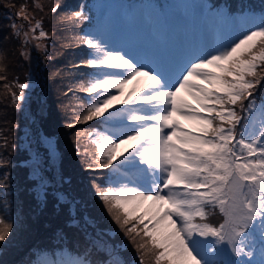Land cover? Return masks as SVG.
<instances>
[{"label": "snow or ice", "instance_id": "obj_1", "mask_svg": "<svg viewBox=\"0 0 264 264\" xmlns=\"http://www.w3.org/2000/svg\"><path fill=\"white\" fill-rule=\"evenodd\" d=\"M17 16L29 21L25 37L39 29L33 38H47L26 4ZM73 17L87 19L83 11ZM79 39L90 50L83 66L96 72L81 84L91 99L77 122L119 118L117 125L87 134L98 153L88 166L117 175L108 188H94L110 218L136 245L139 264L144 256L152 264H255V241L264 256V103H257L264 83V18L231 44L186 61L114 48L96 33ZM132 84L137 86L127 90ZM17 87L14 101L25 100L30 85ZM117 104L127 107L110 112ZM82 219L83 225L75 218L71 223L92 227ZM14 227L0 218V245ZM110 264L127 262L113 256Z\"/></svg>", "mask_w": 264, "mask_h": 264}, {"label": "rangeland", "instance_id": "obj_2", "mask_svg": "<svg viewBox=\"0 0 264 264\" xmlns=\"http://www.w3.org/2000/svg\"><path fill=\"white\" fill-rule=\"evenodd\" d=\"M15 1V5L0 4V16L5 15L0 19V57H2L0 65L4 68V71L0 72V77H4L0 78V161L3 162L0 166V218L14 222L15 225L9 241L0 245V264H10L4 260V251L9 261H14L15 255L28 251L30 242H33L31 237L28 236L24 243L25 238L17 236V232L27 229L26 225L24 227V217L28 216L32 221H39L43 211L51 219L54 218L52 215L55 217L60 215L71 225L73 218L79 220L81 225L84 217L92 223V227H80L87 235L88 244H85L82 237H78L80 244L84 246L75 249L78 252L74 257L77 262L110 264L115 256L127 264H139L141 257L133 251L135 245L110 218L102 202L97 198L94 188V185H99L102 189L108 188L118 178L117 175L109 169L100 168L97 164H93L92 168L88 166L92 163L93 154L98 155V153L87 134L95 133L93 128L105 130L115 125L105 123L104 117L97 119L99 121L94 125L96 119L87 123L77 122V115L86 112L85 109L91 99L82 90L81 84H87L96 70L87 66H82L78 70L72 68L74 64L86 60L83 57L88 50L84 48L79 50L77 48L79 45L81 47L85 45L80 39L75 44L71 34L64 32L68 23L75 19L74 17L69 19L72 14L66 9L67 3L72 0L45 1L44 4L50 6V17L45 22L41 20L43 30L48 34L47 38L42 39L33 38L38 37L39 29L29 33L28 37L23 35L28 31L30 24L28 20L17 16V12L21 5H27L29 1ZM143 3L145 2L141 0L133 6L128 16L130 19L126 20L125 25L119 22L117 30L113 32L109 30L113 27L114 17H111L105 19L97 29L92 26L89 32L99 34L114 48L125 47L131 51L159 57L164 61H186L202 50L210 51L218 45L231 44L243 32L259 25L264 18V0H165L164 16L170 22L167 25L161 21L163 15L156 10L154 4L147 6ZM213 3H218V7L208 10ZM56 5H59V8L53 12L51 9ZM106 5L108 4L105 3L104 6ZM109 7L114 11L113 4H109ZM208 11L220 17L221 27L212 29L208 25L200 24L201 13L206 14ZM28 14L32 16L30 7ZM35 20L40 19L35 18ZM35 20L31 23L34 24ZM158 22L160 25L156 33L160 36L169 33L170 44L166 49L156 37L143 33L147 31L146 24L153 28ZM13 25H16V28ZM17 31L20 35L16 34ZM58 41L59 45H56ZM30 52L40 53L36 57L33 55L36 67L33 70L31 69L33 58L30 57ZM55 54L59 55L52 57L51 60L54 67L59 68V84L62 85L66 96H63V92L59 93V102L55 100V104H51L49 101L51 87L40 89L42 84L37 71L41 69L42 73L52 68L49 59ZM43 61L48 62V65L44 63L41 65ZM18 83L30 85L25 90L26 99L23 101L13 99L12 94H19L21 91L17 87ZM136 86L129 85L127 90ZM37 91L38 94H43L40 100L35 94ZM62 99H67V102L63 103ZM244 103L247 104V101ZM257 103H264V83L259 86ZM17 105L20 107L18 108ZM125 107L127 106L117 104L115 108ZM55 108L59 110L57 123L59 135L57 133L49 135L43 130L42 123L47 124L50 113ZM112 109L109 111L111 112ZM237 111H239L238 106ZM245 115L247 114L241 112V117ZM105 116H108V113H105ZM115 123L118 124L119 120ZM180 123L186 128L185 130H193L188 122L180 120ZM79 124L85 126L80 127ZM90 124L91 126L86 127ZM32 125H36V132ZM70 125L78 127L71 130ZM7 134L13 139L12 142L6 141L3 137ZM76 137L82 140L79 142ZM59 190L63 192L64 201L70 209L69 213V209L65 207L60 210L59 207L54 208V202L51 200L43 209L42 203L45 201L41 202V199L52 198L59 194ZM214 219L220 218L217 216ZM68 231L71 235L72 231L69 228ZM254 243L255 247L252 250L255 264H264V256H260V243L258 240ZM73 244L66 234L59 236L61 249L59 255L66 258L69 253H66L64 248ZM13 251H17L16 254L12 255ZM144 264H149L148 260L144 259Z\"/></svg>", "mask_w": 264, "mask_h": 264}, {"label": "trees", "instance_id": "obj_3", "mask_svg": "<svg viewBox=\"0 0 264 264\" xmlns=\"http://www.w3.org/2000/svg\"><path fill=\"white\" fill-rule=\"evenodd\" d=\"M0 1H1L0 4H4V3L11 4V5L16 4L15 0H0ZM28 1H29V3H27V6H28V8L30 7V13L36 19H40L43 22H45L47 20V18L50 17V6L48 4H44L46 0H28ZM99 1L100 0H72L70 3H67V5H66L67 12L72 14L74 12L83 11L84 16L87 17V19H80V20H77L75 18L73 21H70L68 23V25L64 28V32L66 31L68 34H71V36L73 38V42L75 44L81 36H84V35L89 33V29L91 28L92 25H94L95 23L98 22V15L96 12H97V8L99 6ZM124 1L126 2L125 7L127 10L129 8V5H130V3H129L130 0H124ZM36 3L43 6V11H40L38 8H36L34 6ZM1 17L4 18L5 15L1 14L0 19H2ZM56 45H59V41ZM66 45H68V44H66ZM32 46L34 47L33 44H32ZM69 46L74 47L71 45H69ZM22 47H24V46H22ZM77 48L82 49V47L80 45ZM39 54L40 53L30 52V55H31L30 57L33 58V55H34V57H36V56H39ZM56 55H59V54H55L53 56H50V59H49V62L52 64V68H49L47 71H44L42 73H41V69L39 72L36 70L37 74H38V78L40 80V83L42 84L40 89H42L43 87H49V88L51 87L50 91H49V94H50L49 101L51 102V104H55V100H57L59 102V93L63 92L62 85L59 84V68H55L53 61L51 60V58L56 56ZM9 60H11V59H9ZM36 61H37V66H38V59ZM34 62H35V59L33 58V63H32L33 67L31 68L32 70L36 69V67L34 66ZM43 63H44V65H48V62H44V61L41 63V65ZM41 65H40V67H41ZM78 66H80V65H78V64L74 65L72 68L74 70H77L79 68ZM56 84H57V86H56ZM38 91L35 94L38 97V100H40V98H42L43 94H38ZM47 93H48V91H47ZM63 96H66V93H64ZM54 97H55V99H54ZM62 101H63V103H64V101L67 102V99H62ZM58 122H59V110H57V108H55L54 111L50 113V118L47 121V124L42 123V125H44V126H42V128L49 135H54L56 133L59 135V128L57 127ZM97 123L98 122L95 121L93 123V125L97 124ZM78 126L81 127L83 125L79 124ZM78 126H76V127L69 126V127L70 128L72 127L71 130H74V129H77ZM32 127H33V130L36 132L37 131L36 125H32ZM95 130L99 131L101 129L95 128ZM70 131H68V132H70ZM3 137H5L6 141H11V142L13 141V139H11V136H9L8 134L6 136L3 135ZM76 138L79 139V142L82 140L81 138H78V137H76ZM64 190H66V189H64ZM29 194H30V192H29ZM63 197H64L63 192L60 191L58 195H54L52 198H49V199L42 198L41 202H42V200L45 201L42 203L43 209H44V206L47 205L49 200L54 202V206H53L54 208L59 207V210H60V209H63L65 207V208L69 209L68 204L64 201ZM69 212H70V209L68 210V213ZM52 217H54V218L53 219L49 218V215L46 212L44 213V211H43L42 216H41L39 221H32L28 216L23 218L24 227L26 225L27 229L25 228L23 232L22 231L17 232V236L24 237L25 238L24 243H26L27 237L30 236L32 241H33V245L26 252V254L23 256V258L22 257L20 258V260L18 261L19 263L24 262V264H29L30 262H32V259L37 258V256H39L40 254H44V252H45V254H49L55 260L56 263H59V254L61 251V249L59 248V236L66 234L70 238V242H73L75 239L73 236H71L69 234L68 228L70 230L77 229V230H79L80 233L82 232L80 227H75V226L69 224L68 221H66L62 216L59 215V216L55 217L52 215ZM129 248H130V246H129ZM1 251H3V249ZM35 251H36V253H35ZM133 251L137 252L136 251V245L133 247ZM16 252L17 251H13L12 255L16 254ZM3 257H4V260L6 262L9 261L8 257L5 254L3 255ZM15 257H16V255H15ZM143 258L145 260H148L149 264H152V258L150 256H144ZM66 264H76L74 262V259L72 258V256L70 254H68V256L66 257Z\"/></svg>", "mask_w": 264, "mask_h": 264}, {"label": "clouds", "instance_id": "obj_4", "mask_svg": "<svg viewBox=\"0 0 264 264\" xmlns=\"http://www.w3.org/2000/svg\"><path fill=\"white\" fill-rule=\"evenodd\" d=\"M140 1L141 0H130L129 1V3H130L129 8L126 10V7H125V3L126 2L124 0H100L99 1V6H98L97 12H96L97 15H98V22L95 23L92 26H95L96 29H97V28H99L103 24V22L105 21V19H108V18H111V17L113 18L114 17V19L112 21L113 22V27H112V29H109V30H112V32H113V30H117L119 22H121L123 25H125L126 20L130 19L128 16H129L131 10L133 9V6H135L136 4H138ZM142 1H144L145 3H143V4L144 5H147V6H151V5L154 4V6L157 7L156 10H159L160 13L163 15L161 21H163L167 25L170 24L169 19H167L164 16L165 10H164L163 6L165 4V0H142ZM218 1H220V0H218ZM105 3L108 4V5L104 6ZM109 4H113L115 6L114 7V11H111V9L109 7ZM218 5H219L218 3H213L212 6H210L208 10H211L212 8L218 7ZM219 19H220V17L217 14L213 13L212 11H208L206 14H204L202 12L201 13V17H200V24L202 26L208 25L212 29H216V28L222 26V22ZM159 25H160V22H158L157 24H154V27L151 28L150 27L151 25L148 26V24H146L147 31H144L143 33L144 34L147 33V35L150 36V37H156L157 40H160L161 41V43L163 44L164 49H166L169 46V44H170V41H169V33H166L165 35L162 34L161 36H160V34H157L156 33V30H157V27ZM85 47H82V48L88 49V48H85ZM89 51L90 50L88 49L85 52V55H84L83 59H87L88 58ZM155 58L160 59L159 57H155ZM77 64L80 65V66H78L79 67L78 69H80L83 66V63L82 62L76 63L74 65H77ZM88 70H90V69H88ZM87 98H88V95L86 96V99ZM238 108H239V106H238ZM117 109H119V108L112 109L111 112L114 113V112H116ZM240 115H241V113H240ZM117 120H119V118H117L116 120H113V121H107L106 120L104 122L107 123V124H111V125H117V123H115ZM96 121L98 122L99 120L96 119ZM111 122H113V123H111ZM82 125L85 126V124H82ZM89 126H91V124L90 125H86V127H89ZM99 129H101V130L96 131L95 128H93V131H95V132L104 131L102 128H99ZM95 147L96 146L94 145V148ZM59 192H60V190H59ZM71 231H72L71 232V235L75 239L73 241L74 244L71 245V246H69V247H67V248H64V251L66 253H69L72 256V258L74 259V262L76 264H78L77 260L74 258L75 255L78 254V252L75 249H77V248H79L81 246H84V244L83 245L80 244V242L78 240V237H82V239L85 242V244H88L87 241H86L87 235L84 232H81L80 233L79 230H77V229H72ZM70 248H74V249H70ZM61 262L63 264H66V258L59 255V264H61ZM93 264H99V262H95Z\"/></svg>", "mask_w": 264, "mask_h": 264}]
</instances>
